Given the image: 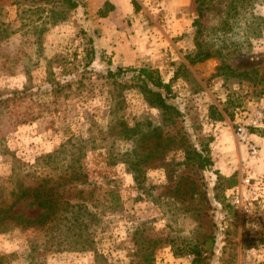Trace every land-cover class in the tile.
Returning a JSON list of instances; mask_svg holds the SVG:
<instances>
[{
  "label": "rangeland",
  "instance_id": "374dc122",
  "mask_svg": "<svg viewBox=\"0 0 264 264\" xmlns=\"http://www.w3.org/2000/svg\"><path fill=\"white\" fill-rule=\"evenodd\" d=\"M70 1L0 0V26L8 30L0 39V97L26 86L47 90L51 79L72 83L60 115L6 123L0 188L14 198L34 180L27 173L38 157L81 136L85 150L70 145L63 160L75 167L71 183L86 192L80 198L94 189L97 216L86 218L84 232L64 223L50 233H0L3 264H264V0H125L119 12L110 0ZM198 40L214 56L191 63ZM91 48L96 56L86 66ZM224 64L256 70L255 80L220 70ZM120 67L128 70L108 76ZM141 67L171 83L169 101L182 115L164 120L148 104L130 71ZM212 105L223 119L211 116ZM114 119L163 122L169 133L166 160L140 183L118 161L134 143L111 131ZM239 125L251 132L257 155L236 137ZM187 145H207L212 167L186 160ZM246 179L256 189L249 211L231 202V190ZM110 190L119 199L113 209L102 198ZM14 212L34 218L42 209L30 196Z\"/></svg>",
  "mask_w": 264,
  "mask_h": 264
},
{
  "label": "trees",
  "instance_id": "16d2710c",
  "mask_svg": "<svg viewBox=\"0 0 264 264\" xmlns=\"http://www.w3.org/2000/svg\"><path fill=\"white\" fill-rule=\"evenodd\" d=\"M70 2L73 7L78 5L76 0ZM112 9H114V5H111L110 10ZM196 23L200 24V21L196 20ZM7 31L6 28L0 26V39L2 36H8L7 33L2 35L3 32ZM197 46L196 53L190 59L191 63L201 62L214 56V52L205 49L200 40L197 41ZM88 54L89 59L86 66L93 63L96 56L95 48H91ZM50 67L51 63H48V74L52 72ZM126 70L128 69L122 67L116 71L109 69L108 76L111 78L120 77ZM220 70H226L231 75L241 76L249 80H255V74H257L256 70L237 71L230 65L225 64L220 67ZM130 71L135 72L136 83L139 85L138 87L144 94L148 104L159 109L164 114V120H173L182 115L180 109L169 101V96L172 94L171 83L164 80L158 69L141 67L130 68ZM78 82L82 81L78 80ZM48 83L50 88L47 90L32 91L31 87L26 86L22 90H15L5 97H0V134L5 132L3 128H5L7 122L8 126L12 128L38 120L46 115H60L66 110L64 103L68 95H63V92L67 88H72V83L63 84L56 79L48 80ZM210 109L211 116L214 119H223V115L215 105L210 106ZM114 120H116L114 124H110L111 131L116 132V135L121 139L134 143V147L130 151L122 153V159L118 161L125 163L133 174L135 182L140 183L151 167L158 165L159 162H162L161 160H166L168 153L165 151L169 147L168 141L171 140L169 133H165L163 122L147 120L136 123L135 126H130L123 119ZM74 136L72 135L63 142L57 150L37 158L33 170L27 173L28 177L32 176V180H34L27 184L21 183L14 198L9 199L6 197L0 188V233L33 229L45 230L46 233H50L60 231L64 223L69 226V229L73 228L72 226H77L82 232L89 230L90 224L86 221V218L92 219L97 216L90 209V207L97 206L93 198L94 189H90L88 199L80 198L78 194L86 192L83 188L71 183L78 180L75 167L63 160L64 154L70 145L78 146V152H83L86 148L82 145L83 138ZM207 148V145L201 150L191 149L190 145L185 146L183 150L186 153V160L193 158L200 169L211 168L213 161ZM41 168L42 172H40ZM46 169H50V172L44 174L43 171ZM35 171L40 174L35 175ZM67 192H73L72 195H69L70 198H68ZM105 194L106 196L102 198L107 208H115L119 200L115 196V192L110 190ZM30 196L33 198V204L41 208L42 212L34 218L15 213L14 210L18 202ZM227 205L229 206L230 203H227ZM83 244L87 245V243ZM0 264H3L2 256L0 257ZM194 264H201L199 258L195 260Z\"/></svg>",
  "mask_w": 264,
  "mask_h": 264
},
{
  "label": "built area",
  "instance_id": "2783aa9c",
  "mask_svg": "<svg viewBox=\"0 0 264 264\" xmlns=\"http://www.w3.org/2000/svg\"><path fill=\"white\" fill-rule=\"evenodd\" d=\"M251 132L243 125H239L236 130V137L250 145L253 154L259 153L257 144L252 142ZM250 179H246L244 184L236 186L231 190V202L237 207L245 211L250 210L252 205L251 193H256V189H250Z\"/></svg>",
  "mask_w": 264,
  "mask_h": 264
},
{
  "label": "crops",
  "instance_id": "0c3cea01",
  "mask_svg": "<svg viewBox=\"0 0 264 264\" xmlns=\"http://www.w3.org/2000/svg\"><path fill=\"white\" fill-rule=\"evenodd\" d=\"M113 3L116 4V12H119V10L122 8V4H124L126 1L125 0H110Z\"/></svg>",
  "mask_w": 264,
  "mask_h": 264
}]
</instances>
